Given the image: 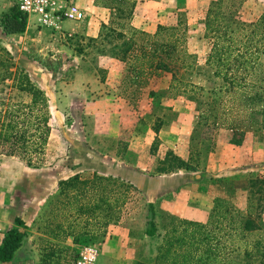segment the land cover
Wrapping results in <instances>:
<instances>
[{
	"label": "rangeland",
	"instance_id": "obj_1",
	"mask_svg": "<svg viewBox=\"0 0 264 264\" xmlns=\"http://www.w3.org/2000/svg\"><path fill=\"white\" fill-rule=\"evenodd\" d=\"M143 1L94 0L91 7V0H85L84 20L110 13L96 38L66 31L57 35L35 21L27 33L0 34V48L9 51L8 55L0 51V122L9 118L5 110L13 111L12 119L19 129L25 125L27 134L34 131L30 123L35 122L38 111L21 107L30 101V95L13 86L16 67L24 69L37 86L45 87L49 112L50 131L41 151L8 154V144L0 143L1 203L9 206L10 200H16L19 205L29 204L20 217L29 222V235L35 231L42 235L34 236L27 250L18 254V264H75L83 245L98 249L96 264H132L138 259L151 263L163 236L177 225L172 215L206 223L215 204L220 208L232 204L245 211L248 197L259 203L255 191L264 183V126L260 127L264 114L251 113L260 106L251 104L248 97L255 90L260 93L264 89H230L227 82L214 76V66L205 63L210 38L204 32L203 21L210 6L233 10L230 28L240 36V25L258 18L264 10V0H164L170 17L176 16V21L167 26L181 21L180 33L186 28L184 49L196 60L192 69L174 67L176 79L186 83L177 87L170 86L169 72L140 73L134 66L140 60L134 58L140 47H151L146 33L134 28L129 20L133 6ZM0 5L1 22L17 9L15 0H0ZM27 23L26 19V26ZM7 59L12 64L5 68L1 62ZM252 62L253 74L239 70L237 75L243 77L240 81H254L255 75L264 70V52H259ZM108 67L120 72L119 86H115L117 80L104 82ZM85 68L98 79L85 80ZM5 69L11 73L8 78L4 77ZM85 84L94 92H106L109 87L113 95L95 110L86 109ZM260 99V104H264V94ZM211 110L214 113L203 119V113ZM154 125L169 126L164 141L155 139ZM172 153L187 161V166L176 167ZM116 170L125 176L110 175L125 182H114V190L109 193L114 205L111 220L106 226L90 220L89 232L80 233L85 215L78 213L77 203L85 199L79 196L77 203H70L66 219V210L57 203L61 199L59 181L75 174L85 178L92 172ZM60 177L64 178L59 180ZM147 178L151 180L149 184ZM251 179H256L254 185ZM149 203L156 212L157 233L152 237L144 233ZM170 203L181 205V214L183 208L188 211L200 207L206 220L173 214ZM260 203L264 205V200ZM257 204L252 216L257 218L255 215L260 212L257 221L264 228V208ZM58 222L63 223L62 229L79 233L78 242H66L67 236H73L58 230ZM223 227H214L211 250L203 252L202 246L193 264H244L243 240H235L232 231ZM4 232L5 228L1 233ZM257 237L261 238L258 245L264 251V237L259 234L250 235L247 246L251 248ZM259 258L264 262V255Z\"/></svg>",
	"mask_w": 264,
	"mask_h": 264
},
{
	"label": "trees",
	"instance_id": "obj_2",
	"mask_svg": "<svg viewBox=\"0 0 264 264\" xmlns=\"http://www.w3.org/2000/svg\"><path fill=\"white\" fill-rule=\"evenodd\" d=\"M220 0H217L218 3ZM215 2V3H216ZM213 3V2H212ZM211 3V4H212ZM234 14L233 10H221L218 7L210 6L204 16V32L210 38V49L206 55L205 63L214 66V76L220 77L224 82L229 84L230 89L234 87L240 88L241 86L251 87L254 89H264V70L256 74L254 81H240L241 76L237 73L239 70L253 74L254 62L253 57H257L259 52H264V10L260 13L254 22H246L240 25L241 35H237L236 31L230 28V20ZM6 19L2 21L3 31L6 33H20L24 31L26 26V18L16 9L14 13L6 15ZM181 21L176 25H158L156 31L152 34L146 33L148 43L151 45L149 49L141 46L139 53L134 54V58L140 59L136 65L140 73L147 72L149 74H160L161 72L171 73V87H177L181 84H186L181 79H176L174 76L175 69H192L196 65L195 55L188 53L184 49L185 30L181 29ZM123 36L122 32L118 33ZM132 44V43H131ZM181 45V47H179ZM132 45L127 50L132 49ZM0 51L5 55L9 51L3 47ZM8 60V61H7ZM5 66L12 64L10 59H7ZM6 70V69H5ZM11 73L6 70L5 78L10 77ZM242 80V79H241ZM13 86L19 90L25 91L30 95V101L23 104L21 107H26L29 112L36 109L38 112L35 114V122L30 123L34 127V131L27 134V129L17 127V122L12 119L13 111L5 110L8 115L7 120L0 122V143L8 144L7 153H22L38 152L41 151L44 144L47 142L50 126L48 125L49 112L47 110V97L43 89L37 86L29 74L22 68H17L13 76ZM152 93V91H151ZM264 92L254 91L249 96L251 104H258V109L253 108L251 113L258 111L264 114V104H260V97ZM214 112L211 110L209 114L203 113V119H208L209 115ZM1 116V111H0ZM200 122V120L198 121ZM264 126V123L260 127ZM159 126L154 125L153 130L155 133L159 131ZM233 129L234 127H230ZM158 140V137L155 136ZM239 144V140L231 141ZM153 148L155 145L153 143ZM173 160L176 161V167H186L187 161L174 155ZM191 158V157H190ZM32 159H28L31 164ZM254 185L256 179H251ZM118 181L119 184H124L123 179L117 178L113 175H103L92 172L91 175L81 177L75 174L67 179L59 181L61 199L57 203L61 204V208L65 209L64 216L67 219V209L70 203L74 200L78 202L79 196L85 200L82 203H77V211L79 214L85 215V222L83 231L80 233L87 234L88 224L93 220L95 224L106 226L111 220L113 211V204L110 202L109 193L114 190L112 187L114 182ZM126 185L131 186L126 182ZM109 186V187H108ZM96 189V191H94ZM93 190V192H92ZM258 195V204L252 197H248L247 209L245 211L235 207L234 205H222L221 208L216 204L212 208L211 217L206 223L198 221L187 220L171 216L177 225L167 235H164L162 241L157 247V253L153 262L148 263L142 259L135 260L132 264H193L195 255L200 248H204L203 252L211 250L212 240L215 238L214 233L211 231L216 228H229L235 235V240H243L244 248L241 249L244 264H264L261 257L264 255L259 247L260 239L254 241L251 248L247 246L248 237L250 235H262L264 237V228L257 219L260 217V212H257L253 217L252 208L259 205L264 208L260 203L264 200V183L260 185L256 191ZM251 193H253L251 191ZM63 206V207H62ZM155 210L152 203H149L148 218L144 233L146 236H154L157 233V225L155 222ZM102 215V216H100ZM14 226L8 228L2 237L0 243V262L11 261L14 257L15 251L21 246L23 239L27 236V226L22 218L19 216L14 217ZM68 221V220H67ZM224 225H222V223ZM181 225V229L178 227ZM58 230L61 229L64 235H72L73 241L78 242V234L74 235L68 229H62L63 223L58 222L55 225ZM68 228V224L66 226ZM210 227V228H209ZM236 248V247H235ZM240 253V252H239Z\"/></svg>",
	"mask_w": 264,
	"mask_h": 264
},
{
	"label": "crops",
	"instance_id": "obj_3",
	"mask_svg": "<svg viewBox=\"0 0 264 264\" xmlns=\"http://www.w3.org/2000/svg\"><path fill=\"white\" fill-rule=\"evenodd\" d=\"M72 2V4L76 5L77 7H79L82 11H83V6L85 5V0H70ZM93 1L91 0V7L93 5ZM178 5H175V8ZM86 7V6H85ZM133 12L131 11V15H130V24L139 30H142L145 33H154L155 30L157 29L158 25H167L170 24L172 22L176 21V16L173 17V19L170 17L169 12H168V7L169 5L166 6V3L164 2V0H145L143 2H139L137 3L135 6H133ZM0 9H1V5H0ZM2 10V9H1ZM98 10H102L100 8H98ZM99 11V12H100ZM1 14V12H0ZM110 15V13H108ZM109 15H103V17H94L92 16L91 18L88 19H81L80 21H75L72 19H65L63 20L60 24H61V28H62V32H60V30L56 31V30H52L54 33H56L57 35L60 33H64V31L69 32L70 33H74L76 32L78 35H82L83 37L85 36V38H96L100 35L101 32V24L107 22ZM1 17V16H0ZM34 22V17L30 16L29 18H27V26H25L24 31L20 32V33H27L29 30V28H31L34 24H32ZM35 26V25H34ZM45 29V28H44ZM49 31L51 29H48ZM2 32L7 35V36H12L15 35L16 33H6L3 31V26H2V22L0 19V34H2ZM53 34V36H55V34ZM66 34V33H65ZM77 35V36H78ZM113 62L115 63H120V60L117 59H112ZM111 60V61H112ZM120 72H116V70L113 67H108V71L105 73L106 77L104 79V82L107 83H113L114 81L117 80V84H115V86H119L120 85V81H121V74L119 76ZM104 75V76H105ZM95 78L93 81H96L98 78L96 77V75L91 72V70H88L87 68H85V80L89 81L92 80L93 78ZM109 80V81H108ZM87 84V83H86ZM85 84V108H92L94 109L96 106H99L100 103L102 102H106L108 101L107 97H112L113 95V90L110 89L108 87L107 91L105 92L104 90L101 92H94V89H89ZM41 88H45L43 85H41ZM95 110V109H94ZM169 127V126H167ZM167 127L163 126L162 128H159V131L157 133H153L155 134L158 138L162 139L163 141L166 138V129ZM116 133V132H115ZM103 174H113V175H120V176H125L123 173H121L120 171H114V172H109L106 173L103 171ZM61 178L64 177H60L59 180ZM146 180H148V182L146 181V184L150 183V179L147 178ZM56 185V184H55ZM142 189H147L146 187H142ZM1 191H0V227L2 229V231L5 228V231L14 226V216H21L23 214V211L27 208H29V204H16V200H14L13 202L10 200V204L9 206H4L1 203ZM48 197V196H46ZM46 197L43 199V201H45ZM13 199V198H12ZM16 204V207H15ZM181 205H176L174 203H170L169 205V211L172 212L173 214H177V215H181V216H185L186 218H192L195 220H199L204 222L206 220V214L203 213V211H201L200 207L198 208H191L188 211L186 209L183 208V214L179 213L182 212V210H180ZM22 218V217H20ZM23 219V218H22ZM24 221V219H23ZM27 224H29V222H25V225L27 226ZM27 230V236H25V238L23 239V242L21 244V246L15 251L14 253V257L11 261L8 262H2L4 264H8V263H17L18 264V260L20 257H18V254H20L21 252H23L24 250H27V247L30 245V243L33 242V238L34 236H42L40 232L35 231L34 235H29L28 231L30 229L26 228ZM4 233H0V243L2 240ZM67 240L66 242H68L69 244H73V239L71 236H67ZM37 239H39L38 237H36ZM23 264H28L23 263Z\"/></svg>",
	"mask_w": 264,
	"mask_h": 264
},
{
	"label": "built area",
	"instance_id": "obj_4",
	"mask_svg": "<svg viewBox=\"0 0 264 264\" xmlns=\"http://www.w3.org/2000/svg\"><path fill=\"white\" fill-rule=\"evenodd\" d=\"M17 10L25 18L34 17L36 24L42 28L60 30L65 19L80 21L84 12L70 0H15ZM2 229L0 227V233ZM98 249L93 245H83L75 264H96Z\"/></svg>",
	"mask_w": 264,
	"mask_h": 264
}]
</instances>
